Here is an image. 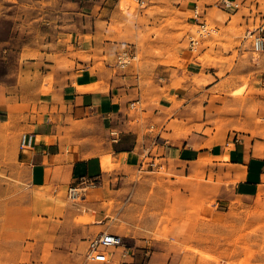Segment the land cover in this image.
<instances>
[{
  "label": "crops",
  "instance_id": "crops-1",
  "mask_svg": "<svg viewBox=\"0 0 264 264\" xmlns=\"http://www.w3.org/2000/svg\"><path fill=\"white\" fill-rule=\"evenodd\" d=\"M229 1L238 4L239 9L217 8L234 16L247 0ZM144 4L147 9L162 13L169 9L185 11L190 7V4L164 0H144ZM194 6H191L192 12ZM71 9L68 6L63 13V31L45 46L51 48H40L34 59L24 57L27 62L22 69L39 67L38 77L26 80L20 76L14 86L34 88L38 93L47 90L45 95L40 94L36 108L25 115L36 119L35 122L5 126L12 104L9 87L0 84V172L8 176L13 170L16 175L12 179L19 184H26L34 191L63 193L65 198L67 188L76 185L80 178L97 181V187L87 192L91 195L85 194L83 211L78 209L81 208L78 204H74L77 209H73L75 206L62 209L50 201L47 214L34 215L32 228L44 224L55 235L60 228H106L110 217L103 203L105 186L111 185L113 228H127L113 230L112 234L123 239L124 246L117 248L115 254L110 251L112 264L123 261L127 264H202L197 259L188 262L189 254L184 248L193 245L197 228H212V209L203 215L182 206L171 213L174 195L170 196L167 191V183L161 180L160 187L152 190L154 178L133 180L130 173L144 172L140 171V164L146 162L153 163L154 167L147 165L144 173L157 174L165 169L172 175V183L176 177L184 178L179 199L186 201L196 191L197 183L192 179L201 173L208 179L213 172L222 176V192L227 189L235 198H250L264 187V124H256L251 116L245 121V130L228 124L220 137H214L212 120L218 116L215 107L218 98L202 101L201 88L192 81L201 71L199 65L187 64L186 71L165 65L167 52L160 56L153 53L149 46H153L149 43L154 39L152 36L144 43L143 50L139 47L146 28L160 26L161 21H156L165 20L158 15L160 12L154 17L146 11L139 12L140 19L149 20L146 27L140 20L127 25L117 5L110 0H88L77 11ZM200 11L205 20L212 6ZM73 15L77 20L75 29L72 24L66 25V21L73 20ZM245 26L246 30L249 24ZM124 44L134 45L135 51H131L137 57L142 55L140 66L136 62L123 71L114 68V52ZM232 52L233 49L229 50L228 56ZM186 53L179 57H186ZM65 60L68 64H64ZM222 67L221 63L210 62L205 73L212 77V82L204 87L205 92L216 91L231 74L241 77L249 72H240L236 66L226 68L224 75L219 76ZM254 73L258 81L264 82V66ZM175 76L188 77L177 90L172 89ZM239 82H230L231 86L226 89L233 90ZM226 102L233 99L226 98ZM111 132L118 136H112ZM22 134L35 137L32 150L20 151ZM110 168H113L111 175ZM4 184L7 182L0 179V228H6L2 219L3 203L8 199ZM208 195L212 199V189ZM205 215L209 216L208 221L197 218ZM81 217L82 221L77 223ZM163 217L172 219L167 222ZM162 228H168V232L156 239L153 235ZM123 252H127L126 260L121 258Z\"/></svg>",
  "mask_w": 264,
  "mask_h": 264
},
{
  "label": "rangeland",
  "instance_id": "rangeland-1",
  "mask_svg": "<svg viewBox=\"0 0 264 264\" xmlns=\"http://www.w3.org/2000/svg\"><path fill=\"white\" fill-rule=\"evenodd\" d=\"M86 1L88 0H0V84L9 87L8 97L12 104L8 114L9 122L5 126L9 127L14 123L25 125L36 121L25 115L36 108L40 94L45 95L47 90L43 89L38 93L39 91L34 88L14 87L20 76L26 80H33L39 75V67L22 69V65L27 62L24 61V57H28L29 60L38 56L40 48L45 47L50 39H55L57 33L63 31L61 28L65 22L63 13L68 6L75 12ZM110 1L117 5V10L129 26L136 20L148 26V19L139 18L140 11H146L150 17L156 16L157 12H160L158 15L164 16V21H156V23L161 21L160 26L154 25L150 30L146 28L147 33L139 47L143 50L144 43H148L150 40L148 37L152 36L154 39L149 43H153V46L150 44L149 46L153 53L160 56L167 52L165 65L185 71L187 64L199 65L201 71L193 76L192 81L201 88L202 101L207 102L209 97L218 98L215 105L218 108V116L212 120L214 137H220L227 130L228 124H233L234 129L245 130L243 127L245 121L251 116L254 117L256 124H264V89H261L264 82L254 77V71L264 66L262 58L264 52L253 56L249 41L243 39L245 23L250 27L253 23L258 24L264 20V0L243 2V8L237 14H233L234 16L219 11L217 7L221 6V0H164L190 4L185 11L169 9L166 13L149 10L146 4L139 6L137 0ZM192 5H198L200 8L212 6V11H208L205 21L213 32L207 37L198 36L197 22L192 20ZM76 21V16L73 15V20L66 21V25L72 24L75 29ZM190 38L199 41L194 50L189 48ZM124 45L117 48L114 55L129 48L135 51L134 45ZM238 48L240 52L236 51ZM232 49V56H228L229 50ZM22 51H25L23 56L20 55ZM183 52H187L186 57L180 58ZM212 61L223 65L219 76L224 75L226 68L236 66L240 72L243 70L249 72L241 77L231 74L216 91L205 92L204 87L210 86L212 82V77L205 73V70ZM142 62V55L139 54L136 64L140 66ZM64 64L68 62L65 60ZM186 80L187 76L183 79L175 76L172 89H180ZM236 80L240 81L239 84L233 90H227L226 87L231 86L230 82ZM226 98L233 99V102H226ZM260 111L261 113L257 115ZM207 132L210 134L211 130ZM112 169L108 171L110 175ZM144 172L138 174L134 170L130 175L133 180L139 181L144 177L154 178L152 190L160 187L161 180L167 183L169 186L167 191L170 196L174 195L173 203L170 204L171 213L182 206L196 209L203 215H208L212 209V228H197L192 240L193 245L184 248L189 254L188 262L192 263L197 259L202 264H264V187H260L250 198H235L227 189L222 192L220 188L223 185L222 176L212 172L207 179L201 173L192 179L197 183L193 194L195 197L192 195L187 197L186 201H181L179 195L183 190L184 178L176 177L174 178L176 181L172 183L170 180L173 177L165 169L157 174ZM14 174L16 175V172L13 170L9 171L8 176L0 172V179L7 182L4 187L8 193V199L3 203L2 218L6 228H0V264H89L86 261V253L90 239L102 232L112 234L115 229H127L113 228L111 214L114 202L111 185L105 186L103 203L107 209L106 214L110 217L106 220V228H60L56 235L50 233L44 224L32 228L34 215L47 214L50 201L62 209L75 205L68 201L63 193H48L43 189L34 191L26 184H19L12 179ZM211 189L212 199H209ZM90 193H87L86 197H89ZM82 205L80 202L78 207L81 208L75 206L73 209L83 211ZM206 215L197 218L208 221L209 216ZM171 219L163 217L167 222ZM81 221L82 217L76 220L77 223ZM167 232L168 228H162L161 232L158 230L153 236L159 239ZM125 246L127 248L126 243ZM110 251L115 254L116 249Z\"/></svg>",
  "mask_w": 264,
  "mask_h": 264
},
{
  "label": "built area",
  "instance_id": "built-area-1",
  "mask_svg": "<svg viewBox=\"0 0 264 264\" xmlns=\"http://www.w3.org/2000/svg\"><path fill=\"white\" fill-rule=\"evenodd\" d=\"M139 6L144 4L143 0H137ZM220 5L225 10L239 9V5L231 2L229 0H221ZM192 20L197 22V27L199 28L198 36L200 38L207 37L213 30L209 29L206 21L201 15L200 8L195 5L193 8ZM243 39L249 41L251 47V53L253 56H258L264 52V22L258 24H252L244 31ZM199 44L196 38L189 39V48L194 50ZM138 57L131 51V49H125L118 52L114 59V68L116 70H126L134 63L137 62ZM111 135L117 137L116 132H111ZM35 144V137L32 134H22L19 142V149L21 152H27L33 149ZM153 168L154 164H147L146 162L140 164V171H145L146 168ZM97 187V181L80 178L76 185L69 186L66 190V198L73 204H79L85 198V194ZM264 194V190H263ZM124 246L123 239L118 236L107 232H102L101 234L90 239L88 243L86 261L89 264H112V255L110 253L111 249H117ZM127 252L121 253V258L126 260ZM120 264H127L125 261Z\"/></svg>",
  "mask_w": 264,
  "mask_h": 264
},
{
  "label": "bare ground",
  "instance_id": "bare-ground-1",
  "mask_svg": "<svg viewBox=\"0 0 264 264\" xmlns=\"http://www.w3.org/2000/svg\"><path fill=\"white\" fill-rule=\"evenodd\" d=\"M202 161V160H201ZM203 162V161H202Z\"/></svg>",
  "mask_w": 264,
  "mask_h": 264
}]
</instances>
